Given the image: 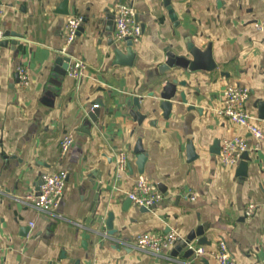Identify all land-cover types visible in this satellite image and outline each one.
Segmentation results:
<instances>
[{"label": "crops", "instance_id": "1", "mask_svg": "<svg viewBox=\"0 0 264 264\" xmlns=\"http://www.w3.org/2000/svg\"><path fill=\"white\" fill-rule=\"evenodd\" d=\"M62 1L0 0V264H183L185 248L175 250L177 242L160 255L127 243L141 232L173 231L184 239L199 224L207 243L196 244V237L194 250H213L224 239L236 264H264V140L252 149L257 139L217 114L224 87L245 86L244 107L264 132V30L254 25L264 18V0H168L174 21L165 0H66L68 14L57 11ZM116 3L131 5L142 27L131 65L116 63L113 52L126 50L125 41L113 40ZM70 15L83 21L63 55ZM188 44L200 51L209 45L215 65L165 69L168 52L192 59ZM61 56L84 62L80 79L55 71ZM167 81L176 90L164 118L158 92ZM134 96L141 97L140 123L130 114ZM68 134L73 142L61 153ZM234 135L249 146L245 175L238 174L239 163L219 160L220 142ZM137 139L147 156L142 173ZM121 150L130 167L117 174ZM59 170L67 177L58 207L34 209L27 195L37 193L42 173ZM138 174L162 194L149 209L126 203ZM250 203L255 210L244 216ZM195 263L217 264L207 254Z\"/></svg>", "mask_w": 264, "mask_h": 264}, {"label": "built area", "instance_id": "2", "mask_svg": "<svg viewBox=\"0 0 264 264\" xmlns=\"http://www.w3.org/2000/svg\"><path fill=\"white\" fill-rule=\"evenodd\" d=\"M113 16V40L116 42L130 39L132 42L139 40L142 34L141 24L136 19L134 8L125 3H116L111 8ZM83 18L81 16L70 15L65 24V33L60 53L67 55L68 45L71 44L77 36L79 27ZM259 30H264V18L254 22ZM85 64L82 60L70 58L67 71L75 79H80ZM18 74L22 84H27L28 74L24 66L18 68ZM249 96V89L238 84H229L222 91V105L217 110V114L233 123L244 126L256 139L252 149L258 148V142L264 140V132L253 122V117L246 111L244 105ZM98 106L94 104L93 107ZM73 142L71 134L65 135L60 140V151L64 153ZM249 149L245 138L234 135L224 138L219 145V160L223 165H236L241 161L242 153ZM129 166L127 152L121 150L116 153L115 169L117 174ZM67 172L59 170L53 173H42L40 176L41 183L36 194H28L27 199L31 201L34 209L40 212H51L57 208L63 195ZM128 198L137 206L151 208L162 197L161 192L157 189L156 184L146 175L138 174L132 188L127 192ZM190 199H195V194L189 195ZM255 210V205L250 203L244 208V216H250ZM176 234L173 231L157 234L154 232L137 233L127 246L133 250L148 252L160 255L165 249L170 248L176 242ZM207 254L214 258L217 264H236L227 243L220 239L217 247L210 251H205L202 247L194 250V256ZM98 264V263H94Z\"/></svg>", "mask_w": 264, "mask_h": 264}, {"label": "water", "instance_id": "3", "mask_svg": "<svg viewBox=\"0 0 264 264\" xmlns=\"http://www.w3.org/2000/svg\"><path fill=\"white\" fill-rule=\"evenodd\" d=\"M166 2V6L168 8L169 14L171 19L174 21L176 20L175 15L172 11V8L169 5L168 0H165ZM57 11L59 13H63V14H68L67 11V4H66V0H63L61 2V4L58 6ZM81 26L79 27L80 30ZM126 44V50L125 52H123L119 47H115L113 49V52L116 56V63L118 64H122V65H131L135 56V53L132 49V45L133 42L130 39H127L125 41ZM188 52L191 55L192 59H187L184 56H175L173 53L168 52L167 53V59L164 62V66L165 69L171 68L173 66H178L180 68H184V69H188V70H197V69H211L215 63L213 62L212 58H211V49L209 47V45L207 46V48L204 51H200L199 49H196L193 46H190L188 44ZM69 57L68 56H61L58 57L56 59V66H55V71L59 74H65L67 67H68V63H69ZM181 85L184 84V82H180ZM175 90H176V84L172 81H167L165 82V84L161 87L160 91L158 92V97L160 98V103H159V107L162 111V115L164 118H168L170 111H171V98L174 96L175 94ZM180 97L181 99L184 101L185 100V96L184 94L181 92L180 93ZM141 97L140 96H134L132 98V101L129 102V105H133V108L130 110V114L133 117V119H135L138 123H140L143 118L144 115L141 114V112L139 111L141 108ZM262 109L264 110V102L261 105ZM261 110V111H263ZM94 110L92 112L89 113V116L94 119L95 115H94ZM262 113V112H261ZM218 145V144H217ZM133 151L136 154V170L138 173H142L143 169H144V164L146 161V154L143 150L142 144H141V140L137 139L134 149ZM219 151V149H218ZM196 157V154L193 150V147L191 144L187 145V159L188 160H192ZM247 151L242 153V158L241 161L239 162V170H238V174L239 175H245V168L247 165ZM130 167V165H129ZM41 183V182H40ZM93 189L96 190L97 192V196L99 194V190H100V184L98 182H96L93 185ZM127 202H131L130 199H128L126 201ZM146 209V208H144ZM112 219H113V214L112 212H109L107 214V218H106V228L108 230L109 234L114 233V229H113V224H112ZM204 233V226H202L201 224L198 225V227L192 229L189 234H187V236L184 239L181 238H177L176 242L177 245L174 247L175 250L182 248H185L184 250V258L186 260L183 261V264H196L195 263V256H194V249L192 248V246H190V243L196 239V244H204L207 243V240L205 238V236L203 235ZM88 236L86 235L84 237V239L81 242V245L83 247H86V243H87V239ZM175 253V251H174ZM176 255V254H174Z\"/></svg>", "mask_w": 264, "mask_h": 264}]
</instances>
